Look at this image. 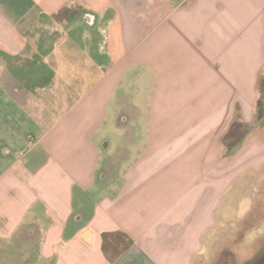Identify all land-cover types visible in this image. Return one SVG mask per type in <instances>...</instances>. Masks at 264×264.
Returning a JSON list of instances; mask_svg holds the SVG:
<instances>
[{"label":"crops","instance_id":"crops-1","mask_svg":"<svg viewBox=\"0 0 264 264\" xmlns=\"http://www.w3.org/2000/svg\"><path fill=\"white\" fill-rule=\"evenodd\" d=\"M262 74L264 0H0V264H196L251 216Z\"/></svg>","mask_w":264,"mask_h":264},{"label":"rangeland","instance_id":"rangeland-1","mask_svg":"<svg viewBox=\"0 0 264 264\" xmlns=\"http://www.w3.org/2000/svg\"><path fill=\"white\" fill-rule=\"evenodd\" d=\"M111 119L112 116L104 127L112 143L111 149L106 151L108 154L113 153L120 141L119 131L109 132ZM247 181L248 186L237 192L229 207L235 220L251 212L249 220L218 222L217 231L206 235L202 258L196 264H264V170L252 173Z\"/></svg>","mask_w":264,"mask_h":264},{"label":"trees","instance_id":"trees-1","mask_svg":"<svg viewBox=\"0 0 264 264\" xmlns=\"http://www.w3.org/2000/svg\"><path fill=\"white\" fill-rule=\"evenodd\" d=\"M257 91L259 93V100H258V104H257V111L260 110V105L261 102L264 100V74L260 75L258 80H257ZM257 115L260 117V119L264 118V114L262 113H257ZM243 128V132L245 134V132L247 131V127L244 128V126L238 121V115L235 116V120L233 121L232 125L230 126L229 130L227 131V139L230 142V139L235 138L237 131L241 130ZM230 138V139H229ZM225 146L229 149L233 144L228 143L226 140L224 141Z\"/></svg>","mask_w":264,"mask_h":264}]
</instances>
